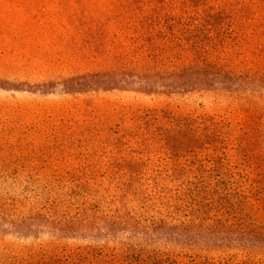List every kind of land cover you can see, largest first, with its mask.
Here are the masks:
<instances>
[{"label":"trees","instance_id":"1","mask_svg":"<svg viewBox=\"0 0 264 264\" xmlns=\"http://www.w3.org/2000/svg\"><path fill=\"white\" fill-rule=\"evenodd\" d=\"M214 7L0 0L11 22L0 87L212 90L226 102ZM131 119L68 162L52 153L0 166V264H264V151L252 131L156 107Z\"/></svg>","mask_w":264,"mask_h":264},{"label":"rangeland","instance_id":"2","mask_svg":"<svg viewBox=\"0 0 264 264\" xmlns=\"http://www.w3.org/2000/svg\"><path fill=\"white\" fill-rule=\"evenodd\" d=\"M172 1L219 5L210 14L219 16L214 24H219L228 51L221 61L222 79L230 91L228 101L221 102L212 90L65 93L0 87V166L52 153L68 162L79 150L101 144L112 125H129L132 115L145 107L213 115L231 133L244 136L252 131L259 153L264 151V0ZM4 15L0 10V28L11 24ZM82 133L84 141L69 138Z\"/></svg>","mask_w":264,"mask_h":264}]
</instances>
